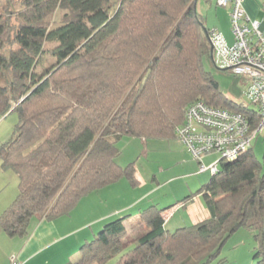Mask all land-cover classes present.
Wrapping results in <instances>:
<instances>
[{"label": "trees", "instance_id": "obj_1", "mask_svg": "<svg viewBox=\"0 0 264 264\" xmlns=\"http://www.w3.org/2000/svg\"><path fill=\"white\" fill-rule=\"evenodd\" d=\"M209 29L196 0H8L0 12V117L17 109L20 122L0 158L18 175L19 193L0 215V233L26 236L34 216L69 215L84 196L123 178L138 186L135 162H119L121 140L176 138L192 103L248 114L205 68ZM220 164L179 201L202 194L209 218L172 232L168 207L153 204L141 210L144 232L133 241L129 213L118 216L65 264L116 256L120 264H210L241 228L253 233L256 264H264V163L252 147Z\"/></svg>", "mask_w": 264, "mask_h": 264}, {"label": "crops", "instance_id": "obj_2", "mask_svg": "<svg viewBox=\"0 0 264 264\" xmlns=\"http://www.w3.org/2000/svg\"><path fill=\"white\" fill-rule=\"evenodd\" d=\"M197 3L198 0L196 1V5ZM196 7H198V5ZM245 8L252 19H257L262 22L264 28V0H245ZM227 15L230 18V13H227ZM225 27H227L226 24H216L213 28H218L229 40L224 31ZM233 40L234 39L232 38L229 42L232 43ZM142 140L147 139L142 138ZM176 140L177 141L169 143L170 147L168 153H170L172 157H170L168 164L161 166V169L159 170H147L146 168L138 171L136 170V174L141 181L139 185L144 183L143 188H134L131 186L130 182L128 183L126 179L123 178L117 183L93 191L84 196L69 215L60 216L54 219H48L41 215L34 216L30 222L29 233L26 236H19L21 237L19 239H15L17 236L10 237L11 240H19L18 244H20V246L17 249L8 251L7 258L4 262H8L10 257L12 258L15 256L22 262V264H65L73 257L75 252L79 249L78 247L85 240L94 237L97 231H99L106 222L128 213L131 215L135 208L140 209L141 212L142 209L153 204L157 205L159 208L168 207L163 212V215L165 216L166 226L169 230H172L173 228L178 229L183 226H190L209 218L211 213L206 206L202 194L195 195L188 202L179 203V201L186 196L197 192L202 185H191L190 181L189 187H186L184 192H181L176 187H172L170 191L161 193V195L157 194L162 188L172 184L178 180V178L190 177L193 176L194 173L200 172V163L192 158L185 145L178 138ZM148 146L149 144L145 147L147 148ZM143 149L144 147L139 150V154L137 153L133 160L129 158L128 162H123L119 157V162L124 166L131 162H135L139 159V155L144 152ZM207 156L217 157L216 154H208L204 156V162V159ZM197 164L199 165L198 169L193 171ZM171 165H179L181 166V170L185 171V169H189V172L174 174L166 180H163V176L160 174L165 172V170L167 171L168 168V170H170V167H172ZM166 183L167 185H165ZM138 190H141L139 194ZM95 193H101V198L99 202H95L94 204L89 201V198L95 195ZM122 196H126V199ZM108 197H111V201L108 203L109 206L113 201L115 203V197L116 199H123L116 204H113L108 210L98 212L95 217L89 220L84 219L86 215L91 214L94 207L100 204L102 205V201L106 204ZM78 211H81L82 213L77 215ZM130 220L131 219L129 218V221L127 222L130 223ZM134 220H131V222ZM239 231L241 230H238L237 232ZM1 234L2 233H0V235ZM243 244L246 246L245 259L240 260L239 258H236V264H256L254 257V249L257 246L256 240L253 233L244 228L237 240L235 237L232 247H239Z\"/></svg>", "mask_w": 264, "mask_h": 264}, {"label": "built area", "instance_id": "obj_3", "mask_svg": "<svg viewBox=\"0 0 264 264\" xmlns=\"http://www.w3.org/2000/svg\"><path fill=\"white\" fill-rule=\"evenodd\" d=\"M229 7L233 42L218 28L209 29L213 61L224 70L246 80L245 96L257 109L248 114L197 101L187 107L185 120L176 129L177 138L193 159L200 163V172L216 174L220 161H233L252 148L253 140L264 133V28L252 19L245 0H218ZM256 113V114H255ZM216 154L210 165L204 156ZM11 264H22L15 256Z\"/></svg>", "mask_w": 264, "mask_h": 264}, {"label": "rangeland", "instance_id": "obj_4", "mask_svg": "<svg viewBox=\"0 0 264 264\" xmlns=\"http://www.w3.org/2000/svg\"><path fill=\"white\" fill-rule=\"evenodd\" d=\"M198 0V12L201 16L202 22L205 27L207 28H213L216 26V24H226L227 27H225L224 31L229 38V40H232V26L230 22V18L227 15L229 13V7H223L218 4V0ZM8 0H0V12L4 11L5 6L7 5ZM196 5V6H197ZM117 6V5H115ZM115 8V7H114ZM64 10L58 9L54 12L52 15V21L55 23H59L62 20ZM205 68L210 71L215 80L218 82L219 89L223 91L226 95L233 98L236 102L240 104L247 105L252 110L257 109V107L252 104L245 96V89H246V80L236 74H233L232 72L228 70H224L220 67V65H217L214 63L212 58L210 56L205 57ZM149 76V75H148ZM148 79V78H147ZM144 81V80H143ZM20 122V111L19 110H13L6 114L5 116L0 117V146L10 140L16 131L17 125ZM177 137L171 138V139H147L142 140V138H124L120 142L121 147V156L120 160L123 162H128L129 158L133 160L136 156V154H139V150L144 147V152L139 155V159H135V166L136 170H142L146 168L159 170L161 169V166H164L165 164H168L170 161V157L172 155L168 153V149L170 147V142L177 141ZM149 144V146L146 148L145 146ZM253 150L255 155L259 160H261L264 163V133L261 135H258L253 140ZM218 159L219 156H207L205 157V164L210 165L214 159ZM172 166V165H171ZM198 164L193 169V171L198 169ZM181 166L175 165L170 167V170L167 169L165 172H162L160 175H162L163 180H166L168 177L174 175V174H182L183 172H189V169H185V171L181 170ZM221 168V164H220ZM192 171V172H193ZM200 171V170H199ZM166 174V175H164ZM212 172L210 171H204L199 173H194L193 176H187L178 178L175 182H173L170 185H165L162 190L157 193L158 195H161V193L170 191L172 187L178 188L181 192H184L186 187H189L190 181L191 185L199 184L203 185L207 183L211 177ZM126 179V178H124ZM126 181L129 183V181L126 179ZM143 188L144 183L141 185H138L134 188ZM140 187V188H139ZM194 187V186H193ZM150 188V187H149ZM198 188V187H197ZM200 188V187H199ZM141 190H138V194ZM19 193V177L16 174V172L12 169H5L3 166V161L0 158V215L3 213V211L13 202V200L17 197ZM124 197V196H122ZM101 198V193H98L89 198V201L91 203L99 202ZM126 199V196L124 197ZM123 198L116 199L115 197V203L114 201L108 205V203L111 201V197H108V200L106 204L102 201V205H97L94 207V210L91 212V214H88L85 216V220H89L98 212H104L108 210L113 204H116L118 201H120ZM81 211L77 212L78 214H81ZM131 220H134L131 222L130 220V226H128V235L126 236L127 241L129 242V239L133 241L139 233H143L144 229L139 226V220H140V209L135 208L133 213L129 216ZM83 219V218H82ZM84 220V221H85ZM129 221V220H128ZM140 230H142L140 232ZM176 229H172L171 231L174 232ZM243 231V228L240 229ZM241 231L234 234V236L224 245L221 254L218 258H216L213 262L210 264H236V258L240 260L245 259L246 255V246L243 244L239 247H232V243H234V239L236 237H239ZM98 232V231H97ZM11 236L8 235L6 232H2L0 235V264H11L10 258L8 262H4L6 260L8 251L17 249L20 244H18L19 240H11ZM21 237L17 236L15 239H19ZM15 241V242H14ZM79 249L75 252L74 255L79 253ZM73 255V256H74ZM257 262V261H256ZM107 264H120L119 256H116L112 258Z\"/></svg>", "mask_w": 264, "mask_h": 264}, {"label": "water", "instance_id": "obj_5", "mask_svg": "<svg viewBox=\"0 0 264 264\" xmlns=\"http://www.w3.org/2000/svg\"><path fill=\"white\" fill-rule=\"evenodd\" d=\"M211 58L213 59V46L212 45H211ZM149 74H150V71L148 72L147 76L144 78V81H143V83L141 85V89H143L144 84L146 83Z\"/></svg>", "mask_w": 264, "mask_h": 264}]
</instances>
